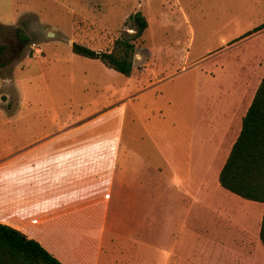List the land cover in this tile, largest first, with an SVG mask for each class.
<instances>
[{"label": "rangeland", "instance_id": "obj_1", "mask_svg": "<svg viewBox=\"0 0 264 264\" xmlns=\"http://www.w3.org/2000/svg\"><path fill=\"white\" fill-rule=\"evenodd\" d=\"M135 13L147 28L134 41L130 77L71 51L76 43L110 52L116 40L134 36L128 18ZM263 23L264 0H0V168L7 153L44 133L65 130L63 142L95 144L99 152L91 154L98 153L102 163L90 157L99 167L92 165L88 174L93 199L88 205L100 216L97 200L110 172L121 162L129 176V150L161 173H167L168 162L184 174L196 143L208 137V115L192 114L189 101L220 98L224 90L245 97L247 88L259 85L264 30L251 32ZM16 29L27 39L19 40ZM210 136L213 140V132ZM138 166H133L143 183L138 192L161 195L158 171ZM115 190L128 226L130 191ZM147 202L155 220L160 206ZM233 204L249 207V224H257L260 208ZM111 218L103 230L99 222L67 232V226L53 231L32 221L22 233L62 264H161L156 253L144 263L146 249L145 257H131L129 243L115 237ZM186 251L209 261L208 248Z\"/></svg>", "mask_w": 264, "mask_h": 264}, {"label": "crops", "instance_id": "obj_2", "mask_svg": "<svg viewBox=\"0 0 264 264\" xmlns=\"http://www.w3.org/2000/svg\"><path fill=\"white\" fill-rule=\"evenodd\" d=\"M257 87L255 83L250 91L247 88L245 97L241 92L228 95V90L220 98L194 96L188 109L192 114L208 115L205 123L208 137L196 143L184 174L175 173L168 162L167 173H161L137 152L129 150L133 160L129 161V176L121 162L115 163L118 171L113 168L105 183L106 192L98 197L97 202L103 207L101 216L94 215L96 207L88 205L93 200L89 196L92 181L88 174L92 165L98 166L97 161L90 163V157L102 163L98 153L91 154L99 152L95 144L66 139L63 142L59 136L65 130L44 133L23 143L5 155L4 166L0 168V224L21 233L32 221L48 224L53 231L67 226V232L99 222L103 230L107 219L112 217L110 226L116 232L115 237L129 243L131 257H145L141 249H146L148 259L142 260L144 263L152 262L156 253L162 257L161 264H264V246L259 237L263 204L242 199L218 182ZM14 156L17 161L11 160ZM134 164L158 171L161 195L138 192L143 183L139 184L141 179ZM115 186L130 191L128 226L120 207L122 195ZM147 201L160 206L161 214L158 211L155 220ZM235 201L260 208L256 225L249 224L250 208H234ZM203 221L208 225L200 226ZM189 247L210 249L209 261L200 253L187 255Z\"/></svg>", "mask_w": 264, "mask_h": 264}, {"label": "trees", "instance_id": "obj_3", "mask_svg": "<svg viewBox=\"0 0 264 264\" xmlns=\"http://www.w3.org/2000/svg\"><path fill=\"white\" fill-rule=\"evenodd\" d=\"M135 34L131 38L116 40L110 52L95 51L73 43L71 51L81 57L99 60L107 68L130 77L135 40L147 28L146 19L135 13L128 18ZM264 30V23L251 33ZM19 40L26 35L16 29ZM133 40V41H131ZM219 185L242 199L263 204L260 241L264 246V75L256 89L251 104L242 118L240 133L220 170ZM0 264H62L37 241L21 232L0 224Z\"/></svg>", "mask_w": 264, "mask_h": 264}, {"label": "water", "instance_id": "obj_4", "mask_svg": "<svg viewBox=\"0 0 264 264\" xmlns=\"http://www.w3.org/2000/svg\"><path fill=\"white\" fill-rule=\"evenodd\" d=\"M2 100H5V97L4 96L2 97Z\"/></svg>", "mask_w": 264, "mask_h": 264}]
</instances>
